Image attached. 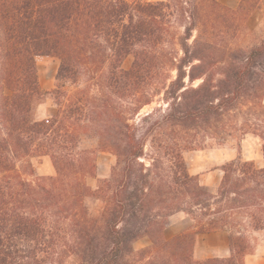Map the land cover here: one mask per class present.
Returning a JSON list of instances; mask_svg holds the SVG:
<instances>
[{
    "label": "trees",
    "instance_id": "1",
    "mask_svg": "<svg viewBox=\"0 0 264 264\" xmlns=\"http://www.w3.org/2000/svg\"><path fill=\"white\" fill-rule=\"evenodd\" d=\"M262 2L0 0V264H245L264 234V39L232 41ZM37 56L59 61L49 92ZM47 95L56 114L36 120ZM87 135L115 157L94 190ZM247 136L262 167L226 163L216 187L189 173L184 152ZM35 156L55 175L37 177ZM174 215L190 226L165 239ZM213 233L230 256L195 259L197 237Z\"/></svg>",
    "mask_w": 264,
    "mask_h": 264
},
{
    "label": "rangeland",
    "instance_id": "2",
    "mask_svg": "<svg viewBox=\"0 0 264 264\" xmlns=\"http://www.w3.org/2000/svg\"><path fill=\"white\" fill-rule=\"evenodd\" d=\"M129 3L135 1L142 2H158L163 0H126ZM220 5L236 9L241 0H215ZM264 39V2L261 3L259 8L252 9L250 17L240 23L239 31L235 39L232 41L236 45L249 46L260 42ZM132 58L128 57L122 64L124 69H128L131 65ZM36 72L39 85L44 92H49L54 89L56 85L55 77L59 66L58 59L49 56L35 57ZM82 84V83H81ZM68 92H72L74 87L71 85L66 86ZM8 94V92L6 93ZM264 102V100H263ZM160 106L159 99L145 107L141 113H146L154 108ZM56 106L50 95H47L43 101L38 104L34 109V117L36 120L49 119L56 114ZM98 140L90 135L82 136L78 145V150H96L95 151V177H87L86 184L91 189H96L99 182L110 175L112 166L115 163V157L108 152H101L97 150ZM183 158L186 167L191 175L198 176L200 182L204 185L216 187L222 177L221 167L231 161L241 158L243 161H253L256 167H262L263 159L260 150L259 141L251 136L245 137L243 140L235 138H228L221 145L211 144L204 150L200 151H187L183 153ZM35 166L36 176L39 178H47L55 175V170L51 160L46 156L33 157L30 159ZM183 216H175L170 221L166 233L164 232L165 239H171L177 234L187 230V222L183 221ZM151 245L147 237H143L133 244L135 252H140ZM228 246L225 233H213L198 236L195 242L193 256L199 259L195 254L197 249L204 250V256H215L223 248ZM229 248V247H228ZM220 250V251H219ZM230 251V250H229ZM229 257V256H228ZM214 258V257H210ZM220 258V257H218ZM73 257L66 256L60 257L57 260L56 256H46L43 264H58L60 260L63 264H72ZM207 259V258H204ZM65 260V261H64ZM202 260V259H199ZM245 264H264V234L257 236L254 243V252L252 255H247L243 259ZM66 262V263H65Z\"/></svg>",
    "mask_w": 264,
    "mask_h": 264
},
{
    "label": "crops",
    "instance_id": "3",
    "mask_svg": "<svg viewBox=\"0 0 264 264\" xmlns=\"http://www.w3.org/2000/svg\"><path fill=\"white\" fill-rule=\"evenodd\" d=\"M175 216H179V215H174V216H172L171 218H170V220H169V226H170V221H171V219H173ZM183 218V221H185V222H187L188 224H187V228L190 226V222L185 218V217H182ZM165 233H166V230H165ZM220 251V250H219ZM204 250L201 248V249H197L196 251H195V254L197 255V257L199 258V259H204V258H210V257H220V258H225V257H228V256H230V251H229V248H228V246L226 245L225 246V248H223V250H222V253L223 254H221L220 252H218L219 254L218 255H215V256H208V255H205L204 256Z\"/></svg>",
    "mask_w": 264,
    "mask_h": 264
}]
</instances>
